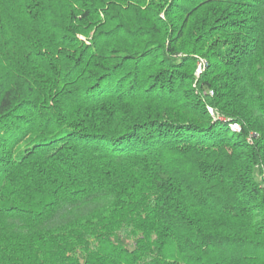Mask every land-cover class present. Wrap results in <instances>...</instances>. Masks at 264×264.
<instances>
[{
  "label": "trees",
  "instance_id": "1",
  "mask_svg": "<svg viewBox=\"0 0 264 264\" xmlns=\"http://www.w3.org/2000/svg\"><path fill=\"white\" fill-rule=\"evenodd\" d=\"M0 264H264V0H0Z\"/></svg>",
  "mask_w": 264,
  "mask_h": 264
},
{
  "label": "built area",
  "instance_id": "2",
  "mask_svg": "<svg viewBox=\"0 0 264 264\" xmlns=\"http://www.w3.org/2000/svg\"><path fill=\"white\" fill-rule=\"evenodd\" d=\"M207 65H208V63H207L206 59L201 58L199 60L198 69H197V76H199L205 70V68L207 67ZM210 94L212 95L213 92L210 91ZM209 110H210L211 114H213L212 109H209ZM231 129L234 132H236V133H240L241 132V127L238 124H235V123L234 124H231Z\"/></svg>",
  "mask_w": 264,
  "mask_h": 264
},
{
  "label": "rangeland",
  "instance_id": "3",
  "mask_svg": "<svg viewBox=\"0 0 264 264\" xmlns=\"http://www.w3.org/2000/svg\"><path fill=\"white\" fill-rule=\"evenodd\" d=\"M200 59H201V58H200ZM200 59H199V60H200ZM203 59H204V58H203ZM198 63H199V62H198ZM197 69H198V64H197ZM196 76H197V72H196Z\"/></svg>",
  "mask_w": 264,
  "mask_h": 264
}]
</instances>
